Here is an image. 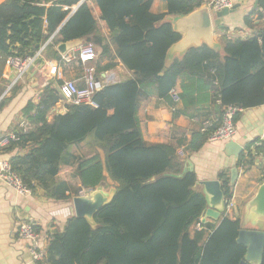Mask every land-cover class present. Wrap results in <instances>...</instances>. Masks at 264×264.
Segmentation results:
<instances>
[{
	"label": "trees",
	"instance_id": "1",
	"mask_svg": "<svg viewBox=\"0 0 264 264\" xmlns=\"http://www.w3.org/2000/svg\"><path fill=\"white\" fill-rule=\"evenodd\" d=\"M153 1L6 0L0 5V71L5 58L24 57L33 40L44 44L53 36L43 56L58 59L57 46L85 40L98 47L101 56L112 47L114 58L131 73L99 89L93 106L70 104L66 113L48 120L60 99V81H53L41 90L37 102L29 101L22 109L30 130L6 150L27 149L8 161L32 193L40 190L53 202L71 201L68 183L58 176L63 166L73 164L72 177L88 192L106 182L104 173L116 185L112 201L96 212L93 225L71 216L61 230L49 235V264H240L244 259L246 248L236 241L240 219L223 214L219 222L202 223L206 201L195 189V172L183 173L186 158L176 156L178 147L188 154L199 151L211 130L201 133L197 125L189 140L176 146L148 144L142 138L137 111L153 95L169 99V91L177 87L181 109L175 108L173 119L211 104L218 117L205 120H212L214 130L221 123L223 107L243 111L264 105V0H258L256 10L244 17L248 27L259 22L256 35L227 39L223 57L202 45L168 65L167 52L181 35L166 18L188 15L206 1L159 0L166 7L162 14L151 12ZM89 2L99 9V20L109 31L107 38L100 33ZM85 143L100 150L104 159L97 152L83 157L71 154L73 145ZM253 146L238 156L239 167H250L263 151ZM219 178L225 199H231L229 179ZM260 264H264V247Z\"/></svg>",
	"mask_w": 264,
	"mask_h": 264
},
{
	"label": "crops",
	"instance_id": "2",
	"mask_svg": "<svg viewBox=\"0 0 264 264\" xmlns=\"http://www.w3.org/2000/svg\"><path fill=\"white\" fill-rule=\"evenodd\" d=\"M5 1L0 0V5ZM205 1L204 5H207L210 0ZM255 1L232 0L233 5H236L237 8L230 15L221 19L224 31L216 29L213 35V41L221 57H223V49L227 39H247L257 34L255 26L259 22L255 21L251 27L246 26L244 23V17L250 15L249 12L253 8ZM88 5L93 17L99 23L102 37L107 38L109 31L105 24L99 20V9L91 2ZM75 9L76 6L73 7L72 12ZM151 12L153 14L166 13L165 4L159 0H154L151 5ZM175 18L174 16H168L166 20L172 24ZM212 19L216 20L215 16H212ZM82 43H85V40L73 41L67 43V46L74 48ZM96 48L97 59L93 62V65L95 70L99 71L97 73L98 76L102 77L103 75L112 74L117 82L131 77V73L114 58L115 53L112 47H110V53L105 56H101L100 49ZM55 50L58 55L61 54L58 51V46ZM175 57L178 56L167 59V65ZM8 58H5L4 65L0 71V104L6 101L4 106L0 107V136L19 130V124L24 120L22 109L29 101L36 102V96L41 94L43 84L54 81L48 75V71L52 65H55L57 60L43 56L45 63L41 70H38L33 76L32 72L37 68L35 66L30 74H24L21 79L9 88L10 84L15 81L17 73L7 66L6 61ZM0 60H2L1 56ZM109 64L115 65L113 68H106ZM104 68L106 69L104 70ZM62 73L64 79L72 80L77 85L83 86V74L80 65L75 63L64 67L62 68ZM176 108L181 109L180 105ZM203 108L201 111L198 108L190 109L188 115L180 114L173 119L170 99L159 98L155 95L151 96L140 103L137 111L143 140L148 144H170L172 146L189 140L191 132L197 128L200 121L205 119L216 121L218 117L216 106L209 104V108ZM59 112V106L56 105L50 112L48 120L52 116L59 114ZM192 116L195 118H191ZM235 126L236 135L232 141L243 147L244 153H246V147L253 143H255L253 148L257 146L263 148L261 153L255 155L253 165L240 170V167L237 165L238 157L229 156L225 153L224 146L226 142H207L199 151L187 153L185 161H187V166H191L192 171L195 172L197 178L195 189L202 194L204 187L201 184L218 181L221 185L219 175H224L229 179L231 170L237 169L238 176L232 186L231 198L234 207L227 215L232 219L238 216L241 220L245 204L255 196L259 186L264 182V105L243 110ZM26 152L27 149L16 147L4 150L0 152V162L9 160L10 157L15 155H23ZM70 152L72 155L79 157L97 152L100 158L104 159V155L100 150L91 147L87 143L77 146L73 145L70 148ZM74 169V164L65 165L58 176L59 179L68 183L70 194L73 196L71 201L66 202L47 200L40 190L35 191L30 196H20L5 186L0 180V264H34L27 251V244L17 237V217L32 220L36 223L45 248L49 235L54 230H61L63 228L66 220L72 216V199L77 196H87L90 193L81 188L79 181L72 177ZM104 175L106 182L100 188L103 193H108L110 189H115L116 185L108 179L106 173ZM104 186H108V191H104ZM76 193L78 195L74 196ZM210 208L211 206L206 202L205 210ZM223 214L224 211L220 212L217 220L207 218L206 221L219 222ZM246 227L249 228L248 226Z\"/></svg>",
	"mask_w": 264,
	"mask_h": 264
},
{
	"label": "built area",
	"instance_id": "3",
	"mask_svg": "<svg viewBox=\"0 0 264 264\" xmlns=\"http://www.w3.org/2000/svg\"><path fill=\"white\" fill-rule=\"evenodd\" d=\"M84 1V0H82ZM208 7L212 12H220L224 9H231L233 7L232 0H210ZM44 51V50H43ZM43 52H35L33 57L25 55L24 57L11 56L6 61L7 66L16 71V79L10 84L9 88L15 84L16 81L22 78L26 73V70L38 55H42ZM97 59L95 46L92 43H82L74 48L69 49L63 54H59V58L56 60L55 65L49 68L48 75L54 79V81H60L57 86L59 94V114L66 113V107L70 104L79 105H91L92 98L95 93L101 89L104 85L116 83V79L112 74L98 76L93 65V62ZM78 64L81 66L83 74V86L77 85L76 82L63 78L62 68L72 64ZM48 83L43 84L42 89L46 87ZM40 94L36 96V102L39 100ZM168 98L173 104L172 111L175 110L181 103L179 90L175 87L168 93ZM217 104H220L216 100ZM241 109L233 106H226L222 108L221 123L214 130L212 120H203L199 122V131L201 133L210 131L207 142H229L232 141L236 135L235 116L241 113ZM30 130V125L24 119L19 124V130L0 136V152L6 150L11 144H17L20 142V136L26 134ZM176 156L183 160L187 157V152L183 147L176 150ZM243 166H240V170H244ZM0 180L5 186L12 189L16 194L20 196H30L32 191L27 188L19 176H17L11 169L8 160L0 162ZM233 204L231 199L225 200L224 215H227ZM196 229H200V224L196 225ZM17 237L25 242L27 245V251L34 264H49L46 256V248L43 246L42 238L37 230L36 223L32 220L22 219L17 217Z\"/></svg>",
	"mask_w": 264,
	"mask_h": 264
},
{
	"label": "water",
	"instance_id": "4",
	"mask_svg": "<svg viewBox=\"0 0 264 264\" xmlns=\"http://www.w3.org/2000/svg\"><path fill=\"white\" fill-rule=\"evenodd\" d=\"M258 0L255 1L253 8L249 14L256 10ZM233 5L231 9H224L220 12H212L208 5H203L193 12L185 16L176 17L172 22L173 30L181 35V39L172 45L167 52V59L174 56H183L191 48H199L206 45L211 49L217 50V46L213 41L215 30H222L221 19L230 15L235 9ZM215 16L216 20L212 19ZM53 37V36H52ZM52 37L44 44L37 43L33 40L32 44L26 50L29 57H33L35 52H43ZM71 43V42H69ZM73 47L67 46V43L60 44L58 51L63 54ZM13 47L10 48L12 52ZM44 58L38 55L32 65L28 67L25 74H30L36 66V70L32 72L34 76L38 70L44 67ZM225 153L229 156L238 157L243 152V147L237 145L233 141L225 144ZM192 171L191 166H187V161L183 164V170ZM238 176L236 168L231 170L229 184L233 186ZM205 201L211 206L205 210L201 221L204 223L207 218L217 220L220 212L225 210V199L218 181L204 182ZM115 194V189H110L108 193H103L100 186L96 190L91 191L87 196H77L72 199V216L85 219L90 225H93V217L103 206L109 204ZM234 207V205H233ZM238 218V216H237ZM241 230L238 233L237 243L245 246L246 253L240 264H260L264 247V182L259 186L255 196L245 204L244 213L240 220ZM248 226L249 228H247Z\"/></svg>",
	"mask_w": 264,
	"mask_h": 264
},
{
	"label": "rangeland",
	"instance_id": "5",
	"mask_svg": "<svg viewBox=\"0 0 264 264\" xmlns=\"http://www.w3.org/2000/svg\"><path fill=\"white\" fill-rule=\"evenodd\" d=\"M92 44H93V43H92ZM93 45H94V44H93ZM94 46H95V45H94ZM95 50H96V54H97V48H96V46H95ZM103 189H104V191H108V189H109V188H108V186H107V187H106V186H104V188H103Z\"/></svg>",
	"mask_w": 264,
	"mask_h": 264
}]
</instances>
